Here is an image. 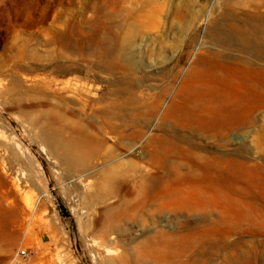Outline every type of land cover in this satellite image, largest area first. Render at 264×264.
Instances as JSON below:
<instances>
[{"label":"rangeland","instance_id":"obj_1","mask_svg":"<svg viewBox=\"0 0 264 264\" xmlns=\"http://www.w3.org/2000/svg\"><path fill=\"white\" fill-rule=\"evenodd\" d=\"M263 26L264 0H0V204L26 208L0 264H264Z\"/></svg>","mask_w":264,"mask_h":264},{"label":"bare ground","instance_id":"obj_2","mask_svg":"<svg viewBox=\"0 0 264 264\" xmlns=\"http://www.w3.org/2000/svg\"><path fill=\"white\" fill-rule=\"evenodd\" d=\"M240 36L242 37L243 42L245 43V45L248 49V54H252L251 57L253 58V60L248 59V61L246 63L250 66L251 69H254L255 71H257V73H262L264 70L260 67L259 63H264V26L263 27H257L254 29L252 28L251 31L243 32V33H241ZM235 40H236L235 36H231L229 38L230 43H234ZM72 89L76 93L81 92L80 91L81 87L78 84H76ZM2 137L3 136L0 135V142H2V143L6 142ZM43 142H45L46 145L47 144L50 146L53 145V141L47 136L43 137ZM79 150H81V149H79ZM76 155H77V152L71 148V149H67V151L64 152L63 156L65 158L64 160L70 159V158L73 160V158L76 157ZM19 197L20 196H18V194L15 193L14 191H9L4 196L3 204L2 205L0 204V212L3 214H7L8 211H15V212H21V213L25 212L26 208H25V206H23V203L21 202V199ZM28 208H29V206H28ZM109 252L110 251H106V254H109ZM18 264H21V263H18Z\"/></svg>","mask_w":264,"mask_h":264},{"label":"built area","instance_id":"obj_3","mask_svg":"<svg viewBox=\"0 0 264 264\" xmlns=\"http://www.w3.org/2000/svg\"><path fill=\"white\" fill-rule=\"evenodd\" d=\"M26 256H28V253H26L25 251H21L19 254V257L21 258H25Z\"/></svg>","mask_w":264,"mask_h":264}]
</instances>
